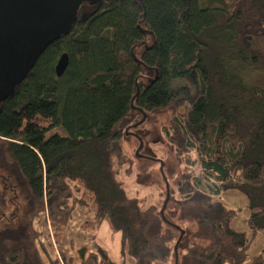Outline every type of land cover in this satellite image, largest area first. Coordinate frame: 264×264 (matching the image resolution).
<instances>
[{"label":"trees","instance_id":"obj_1","mask_svg":"<svg viewBox=\"0 0 264 264\" xmlns=\"http://www.w3.org/2000/svg\"><path fill=\"white\" fill-rule=\"evenodd\" d=\"M63 53L69 64L57 76ZM255 73L264 74V0L82 2L1 102L0 264H58L54 243L78 205L84 227L107 220L121 233L135 264H264V247L249 255L264 233V87ZM164 111L162 132L182 168L174 196L146 205L119 177L134 167L124 136ZM150 175L144 168L138 180ZM230 190L247 199L250 236L232 227L237 209L222 199ZM41 217L47 233L36 227ZM69 261L118 264L96 241Z\"/></svg>","mask_w":264,"mask_h":264},{"label":"water","instance_id":"obj_2","mask_svg":"<svg viewBox=\"0 0 264 264\" xmlns=\"http://www.w3.org/2000/svg\"><path fill=\"white\" fill-rule=\"evenodd\" d=\"M101 0H0V107L28 74L48 44L69 31L82 2ZM69 64L63 53L55 66L62 76ZM147 117L144 114L142 121Z\"/></svg>","mask_w":264,"mask_h":264},{"label":"rangeland","instance_id":"obj_3","mask_svg":"<svg viewBox=\"0 0 264 264\" xmlns=\"http://www.w3.org/2000/svg\"><path fill=\"white\" fill-rule=\"evenodd\" d=\"M83 15L91 12L92 6L85 5ZM252 80L264 87V74L255 73ZM167 111L148 114L142 124L135 128L133 134L124 136V150L134 159L133 172L126 174L123 171L119 174L129 194L138 196L146 205L157 204L160 197L174 196L175 174L181 172L182 166L172 153L170 145L162 132V126L167 121ZM148 168L151 173L146 182H140L139 173L142 169ZM177 170V173L174 171ZM222 199L229 207L237 209V214L232 221V227L239 231H247L251 235L248 226L249 209L246 197L236 191L230 190L222 194ZM2 210L0 209V214ZM42 218V217H41ZM42 220V219H41ZM104 221V220H103ZM113 235V242L116 240L117 231L112 229L109 222L105 220ZM6 218L0 219V228L7 226ZM86 227L92 226L96 230V224L86 223ZM99 226V225H98ZM119 235V234H118ZM264 247V233L260 232L254 236L250 244L249 255L258 254ZM112 257L121 259L118 252L110 247Z\"/></svg>","mask_w":264,"mask_h":264},{"label":"crops","instance_id":"obj_4","mask_svg":"<svg viewBox=\"0 0 264 264\" xmlns=\"http://www.w3.org/2000/svg\"><path fill=\"white\" fill-rule=\"evenodd\" d=\"M87 215V208L84 206H76L73 218L70 221L63 238L58 242L54 243V257L60 259L58 264H77L75 261H69L71 257H74L76 254V248L82 245H88L93 249V243L96 241L100 246L106 249L110 257L117 262L118 264H135V259L129 255H123L121 252V233L117 231L116 240L113 242L112 237L114 234L110 232L108 224L102 221L94 233L88 228L84 227L85 219ZM42 219V220H41ZM36 227L44 233L50 229L49 223L45 218H40L36 221ZM110 247H113L115 251L121 254L120 260L119 257L115 260L110 252ZM61 254H64L66 259L61 258Z\"/></svg>","mask_w":264,"mask_h":264}]
</instances>
